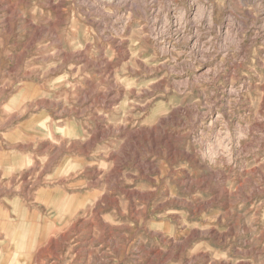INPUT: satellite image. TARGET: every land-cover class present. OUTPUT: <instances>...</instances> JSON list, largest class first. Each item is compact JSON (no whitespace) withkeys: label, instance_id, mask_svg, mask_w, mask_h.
<instances>
[{"label":"rangeland","instance_id":"rangeland-1","mask_svg":"<svg viewBox=\"0 0 264 264\" xmlns=\"http://www.w3.org/2000/svg\"><path fill=\"white\" fill-rule=\"evenodd\" d=\"M0 264H264V0H0Z\"/></svg>","mask_w":264,"mask_h":264},{"label":"bare ground","instance_id":"bare-ground-1","mask_svg":"<svg viewBox=\"0 0 264 264\" xmlns=\"http://www.w3.org/2000/svg\"><path fill=\"white\" fill-rule=\"evenodd\" d=\"M50 2H51V1H50ZM101 51H102V50H101ZM101 51H100V52H101ZM85 55H86V54H85ZM81 57H82V56H81ZM86 60H87V59H86ZM97 63H98V62H97ZM98 65H99V64H98ZM98 65H97V66H98ZM94 66H95V65H94Z\"/></svg>","mask_w":264,"mask_h":264}]
</instances>
